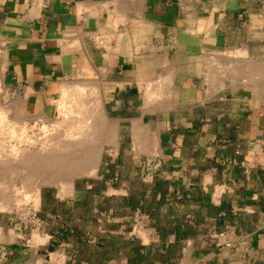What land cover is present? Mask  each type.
Segmentation results:
<instances>
[{
	"label": "crops",
	"instance_id": "0c3cea01",
	"mask_svg": "<svg viewBox=\"0 0 264 264\" xmlns=\"http://www.w3.org/2000/svg\"><path fill=\"white\" fill-rule=\"evenodd\" d=\"M119 1L130 17L120 24L129 30L124 48L139 47L146 55L155 51L162 54V63L187 65L183 81L187 79L189 103L204 110L160 128L159 159L162 168H170L158 175L169 180L162 212L173 209L168 221L175 225L180 215L188 231L176 229L162 237L156 219L157 232L143 242V248L154 251L148 264H264V88L260 95L251 87L214 92L205 62H197L208 52L240 47L254 53L252 57L264 54V0ZM116 9L114 0H0V72L24 113L46 111L53 116L61 79L75 76L87 54L96 60L102 77L114 82L113 97L133 90L143 96L137 61L125 53L105 56V44H100V36L114 28L112 19L121 11ZM134 18L141 21L135 24ZM133 33L138 36L133 38ZM77 39L81 45L73 44ZM127 65L134 66V73ZM202 65L206 69L198 74L208 89L197 92L196 70ZM117 66L119 74L111 76ZM218 97L231 107L216 106L213 98ZM230 98L236 99L232 103ZM133 111L143 114L142 105ZM133 117L141 116L130 115L131 124ZM161 197L157 193V199ZM125 217L116 226H123ZM171 245L177 246L173 253L168 252ZM111 261L145 264L125 252Z\"/></svg>",
	"mask_w": 264,
	"mask_h": 264
},
{
	"label": "bare ground",
	"instance_id": "6f19581e",
	"mask_svg": "<svg viewBox=\"0 0 264 264\" xmlns=\"http://www.w3.org/2000/svg\"><path fill=\"white\" fill-rule=\"evenodd\" d=\"M114 3L117 9L121 8L119 12L116 9L117 16L112 19L114 28L104 32L105 35H99L100 44H105L107 50L105 56L125 53L134 58L139 65L138 76L145 82V110L169 108L173 98L175 101L173 96L178 88L177 76L180 71L184 72L183 67L162 63V54L155 51L146 55L140 52L139 47L124 48L123 37L129 30L120 24L130 17L127 18L122 10V1L114 0ZM132 21L139 22L141 19L134 18ZM143 22L147 21L143 18ZM132 35L133 38L138 36L137 33ZM79 40H72L73 44H80ZM89 55H86L84 64L75 76L61 79L59 96L53 100L59 108V114L55 117L46 111L24 114L17 97L5 101L9 91L0 72V212H16L25 220L28 219L41 206L44 184L56 183L60 196L70 195L75 189L76 176L96 174L104 153L119 148L121 118L108 114L105 90L110 87L102 77L96 60ZM252 56L248 55L245 47H240L208 52L199 57L197 62H205L213 91L223 87L229 80L232 85L248 83L253 92L260 95L264 88V63ZM33 120L38 122L32 124ZM131 128L135 145L153 153L159 152L158 129H153L143 117L132 118ZM4 228L0 223V242L13 234L12 230L6 232ZM33 233L35 244L48 238L47 233L38 229ZM142 233L146 235L143 229ZM57 254L53 257H59ZM36 264H43V258H39Z\"/></svg>",
	"mask_w": 264,
	"mask_h": 264
},
{
	"label": "rangeland",
	"instance_id": "374dc122",
	"mask_svg": "<svg viewBox=\"0 0 264 264\" xmlns=\"http://www.w3.org/2000/svg\"><path fill=\"white\" fill-rule=\"evenodd\" d=\"M147 24L143 22V25ZM248 55L251 54L248 53ZM257 59L264 63V54L261 53ZM177 66L183 67L184 72L178 73V88L173 96L175 104L172 103L169 108L145 110V82L142 97H139L137 90H133L125 97H113L110 93L115 84L104 79L110 87L105 90L108 114L111 117L121 118L119 148L104 153L96 174L76 176L75 189L70 195L60 196L59 186L56 183L44 184L41 206L28 219L25 220L16 212L1 211L0 223L5 227L6 232L12 230L13 234L9 235L8 239L11 236L9 240L0 242V264H25V262L33 264L32 261L36 264L41 257L43 264H113L111 259L120 252H125L134 261L143 263L148 260L149 256L154 257L153 249L143 248V242H148L153 238L156 231V218L139 207L132 208L126 205L125 201L126 198L132 199L139 195L142 190L149 187V183L155 176L161 175L163 170L170 168L166 167V164L162 168L159 159L161 147H159V152L153 153L135 145L129 117L130 115L141 116L146 123L151 124V127L153 129L155 127L159 132L160 128L168 123H180L193 114H203V106L198 103H189L191 97L189 96L190 91L187 90V79L183 81L185 75L183 73L187 72V67ZM127 67L131 73H134L133 65H127ZM205 67L202 65L201 69L196 70L195 88L197 92L207 88L203 75L198 74L199 70L203 71ZM120 70V66H117L111 76L118 75ZM179 76L180 81H178ZM207 83H211L208 77ZM232 84L227 80L221 88L230 91L236 87L238 89L251 87L243 82H239L238 85ZM58 96L59 90L57 91ZM10 98L12 97L8 93L5 101ZM235 99L230 98L229 100L233 103ZM213 103L216 106L231 107L230 101L219 97L213 98ZM141 105L143 114L133 111L139 110ZM58 112L59 108L53 117L57 116ZM36 122L38 121H31L32 124ZM125 205L128 209H124ZM123 215L126 216V223L123 226H116ZM35 229L47 233L48 238L35 244L33 238ZM142 229L147 236H144ZM176 248L177 246H174L171 252H175ZM56 252L62 260L59 257H53Z\"/></svg>",
	"mask_w": 264,
	"mask_h": 264
},
{
	"label": "trees",
	"instance_id": "16d2710c",
	"mask_svg": "<svg viewBox=\"0 0 264 264\" xmlns=\"http://www.w3.org/2000/svg\"><path fill=\"white\" fill-rule=\"evenodd\" d=\"M150 192L147 193L146 190H142L139 195H136L132 199L126 198L125 204L128 206H131L132 208H141L143 211L150 213L153 217L157 219L156 225L158 228L159 233L162 237H165V235L171 231L178 230V231H188V227L183 228L182 227V219L181 216L176 217V223L173 225L170 220L168 221L169 216L171 214L175 215V212L173 209H169V211L162 215V206L164 204V198L166 197L167 191L169 189V180L164 179L160 176H155L154 179L149 183ZM161 193L162 197L160 199H157V193ZM168 221L167 223L164 221ZM173 246L171 245V248L168 249L169 253H172ZM161 260H165L166 256L165 254H162ZM153 257L148 258V260L145 262V264H148L151 262Z\"/></svg>",
	"mask_w": 264,
	"mask_h": 264
}]
</instances>
